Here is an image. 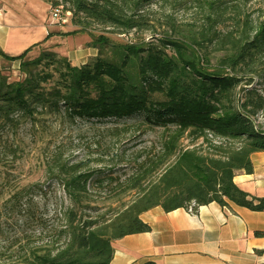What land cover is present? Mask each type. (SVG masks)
Returning a JSON list of instances; mask_svg holds the SVG:
<instances>
[{
    "label": "trees",
    "instance_id": "1",
    "mask_svg": "<svg viewBox=\"0 0 264 264\" xmlns=\"http://www.w3.org/2000/svg\"><path fill=\"white\" fill-rule=\"evenodd\" d=\"M41 1L70 12L76 29L59 36L89 33L93 25L120 34L150 27L141 12L149 0ZM221 1L206 3L214 16L205 17V28L198 33L189 28L180 34L176 25L165 21L173 36L156 37L158 44L142 39L112 46L98 39L89 44L96 56L80 67L52 51L43 50L30 60L25 57L31 49L16 57L0 51V58L17 62L24 76L8 81L0 71V129L60 108L69 120L117 121L139 115L144 125L162 129L156 155L143 159L124 182L135 196L109 218L78 217V209L88 205L93 172H81V165L59 167L73 206L65 215V242L56 251L33 254L32 264H110L111 242L149 232L139 216L154 207L164 212L183 208L194 214L214 202L222 208L231 203L264 212V197L250 196L233 183L236 171L252 172L250 155L264 151V127L255 122L264 111V96L247 87L251 78L238 73L241 67L247 75L253 73L256 60L264 55V24L245 28L237 38L228 33L224 40L230 52L212 65L203 44L222 45L215 30ZM254 235L264 237V232Z\"/></svg>",
    "mask_w": 264,
    "mask_h": 264
},
{
    "label": "rangeland",
    "instance_id": "2",
    "mask_svg": "<svg viewBox=\"0 0 264 264\" xmlns=\"http://www.w3.org/2000/svg\"><path fill=\"white\" fill-rule=\"evenodd\" d=\"M216 1L149 0L141 11L148 19V29L120 34L112 28L93 25L89 33H84L87 45L98 39L112 46L142 39L158 44L156 37L173 36L165 21L176 25L180 34L189 28L198 33L205 28V17L214 16L206 3ZM218 5L220 19L215 30L222 45L203 44L214 66L230 52L224 40L228 33L232 32V39L237 38L245 28L264 24V0H222ZM47 16L49 19L48 11ZM70 17L71 14L63 26L76 29ZM60 48L55 42L46 45L43 41L32 47V54H27L25 60L34 59L43 50L54 52ZM104 50L109 55L110 47ZM2 65L0 71L8 81L23 79L17 62ZM252 69L253 73L247 75L246 68L241 67L239 76L251 78L247 87L264 96V55ZM255 122L264 127V111L258 113ZM161 133L159 127L144 125L139 115L117 121L69 120L61 108L58 112L41 111L33 118H20L11 127L0 129V264H32L33 254L56 251L64 244L65 215L73 206L61 184L60 166L68 169L81 165V172H93L87 185L89 202L78 209V217L109 218L135 196V191L126 190L124 182L143 159L156 155ZM183 145L188 141L183 140Z\"/></svg>",
    "mask_w": 264,
    "mask_h": 264
},
{
    "label": "crops",
    "instance_id": "3",
    "mask_svg": "<svg viewBox=\"0 0 264 264\" xmlns=\"http://www.w3.org/2000/svg\"><path fill=\"white\" fill-rule=\"evenodd\" d=\"M47 8L41 0H0V51L16 57L31 49V55L32 46L44 41L60 45L54 52L76 67L95 57L97 50L87 45L86 34L59 36L74 29L49 20ZM5 63L0 58V68ZM250 162L252 172L236 171L233 183L250 196L264 197V151L252 153ZM139 219L150 231L113 240L110 264H264V237L254 235L264 232V212L213 202L194 214L154 207Z\"/></svg>",
    "mask_w": 264,
    "mask_h": 264
},
{
    "label": "built area",
    "instance_id": "4",
    "mask_svg": "<svg viewBox=\"0 0 264 264\" xmlns=\"http://www.w3.org/2000/svg\"><path fill=\"white\" fill-rule=\"evenodd\" d=\"M47 11L49 13V19L57 23H64L66 18L68 17V12H65L64 14L62 5H58L56 7H51L49 5ZM187 212L190 213V210H188Z\"/></svg>",
    "mask_w": 264,
    "mask_h": 264
},
{
    "label": "bare ground",
    "instance_id": "5",
    "mask_svg": "<svg viewBox=\"0 0 264 264\" xmlns=\"http://www.w3.org/2000/svg\"><path fill=\"white\" fill-rule=\"evenodd\" d=\"M68 15H70V12H68Z\"/></svg>",
    "mask_w": 264,
    "mask_h": 264
}]
</instances>
